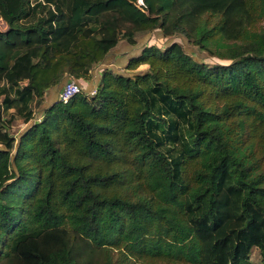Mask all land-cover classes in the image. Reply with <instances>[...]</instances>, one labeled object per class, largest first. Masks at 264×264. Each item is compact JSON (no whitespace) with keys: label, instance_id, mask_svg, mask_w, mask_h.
Returning <instances> with one entry per match:
<instances>
[{"label":"trees","instance_id":"16d2710c","mask_svg":"<svg viewBox=\"0 0 264 264\" xmlns=\"http://www.w3.org/2000/svg\"><path fill=\"white\" fill-rule=\"evenodd\" d=\"M0 19V264H264V0H0ZM156 32L229 64L150 44L44 107Z\"/></svg>","mask_w":264,"mask_h":264},{"label":"crops","instance_id":"0c3cea01","mask_svg":"<svg viewBox=\"0 0 264 264\" xmlns=\"http://www.w3.org/2000/svg\"><path fill=\"white\" fill-rule=\"evenodd\" d=\"M35 1V0H33ZM154 35V33H153ZM152 34L142 37V38H137V43L135 45L123 40L119 43V45L111 51V53L107 56L105 61L100 64L98 67H96L92 71V76L93 79L91 82H85L82 83V88L84 92H86L88 95L97 88L98 81L100 79V73L104 68H112L113 70H122L128 63L129 59L135 55H138L142 52V50L147 46L152 44L150 42V37ZM141 40H145V42L142 44ZM71 80V79H70ZM69 80V81H70ZM55 89H52L49 91L48 95L49 98L47 100L46 105L44 107H48L55 101L59 100L60 97V90L54 91ZM42 115V114H41ZM38 119V117H37Z\"/></svg>","mask_w":264,"mask_h":264},{"label":"rangeland","instance_id":"374dc122","mask_svg":"<svg viewBox=\"0 0 264 264\" xmlns=\"http://www.w3.org/2000/svg\"><path fill=\"white\" fill-rule=\"evenodd\" d=\"M7 28H8L7 24L0 19V30L5 31V30H7ZM141 41H142V44L145 42V40H141ZM150 42L152 43V45H157L160 48H163L165 45H169V44L175 42V43H178L181 46V48L186 50L188 53L194 54L195 58L198 60L205 59L208 64H214V63L229 64V62H227V61H221L217 58L209 57L207 54L198 51L196 48L191 46L190 43L187 42V40L185 38H183L181 36L165 39V38H163L161 32H156V33H154V35L152 34V36L150 37ZM147 69H148V66H142L139 68V71H145ZM116 71L122 72V70H118V69ZM74 80H77V79H74ZM77 81L80 85H82V83H85L82 80L81 81L77 80ZM48 98H49V96H47L45 103H47ZM34 109H35V114H36L35 119H37V117H38L37 120H39V118L41 117V114L43 113V108L42 107H39V108L35 107ZM35 122H36V120H34L33 122H31L29 124H25L22 119L18 118L14 124L12 133L16 136L17 135L20 136L32 123L34 124ZM259 260H260L259 252H258V250H254V252L252 254V261L254 263H258Z\"/></svg>","mask_w":264,"mask_h":264},{"label":"built area","instance_id":"2783aa9c","mask_svg":"<svg viewBox=\"0 0 264 264\" xmlns=\"http://www.w3.org/2000/svg\"><path fill=\"white\" fill-rule=\"evenodd\" d=\"M82 91H84L82 85H80L77 80L72 79L68 81V83H66V85L62 88L59 99L63 102H68L71 98ZM95 94L96 89L90 93V95Z\"/></svg>","mask_w":264,"mask_h":264},{"label":"water","instance_id":"95a60500","mask_svg":"<svg viewBox=\"0 0 264 264\" xmlns=\"http://www.w3.org/2000/svg\"><path fill=\"white\" fill-rule=\"evenodd\" d=\"M68 81H69V79H68V77L67 78H65L63 81H62V83H61V85L60 86H58L57 88H55V90L54 91H57V90H62V88L66 85V83H68ZM58 101V100H57ZM56 102V101H55Z\"/></svg>","mask_w":264,"mask_h":264}]
</instances>
